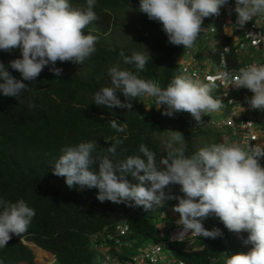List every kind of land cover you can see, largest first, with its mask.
I'll return each instance as SVG.
<instances>
[{"label": "clouds", "instance_id": "1", "mask_svg": "<svg viewBox=\"0 0 264 264\" xmlns=\"http://www.w3.org/2000/svg\"><path fill=\"white\" fill-rule=\"evenodd\" d=\"M228 3L229 0H139L138 10L162 25L169 43L191 49L202 30L204 36V19L219 16L221 8ZM95 4L96 0H86L83 7H74L70 0H0V50L11 52L18 48L21 52V58L9 62L10 67L21 74V79L12 76L0 62V93L5 97H21V93L29 89L24 81H34L45 66L55 65L57 61L83 64L89 59L96 51L98 37L85 34L84 29L99 19L94 11ZM234 11L236 25L243 28L253 17L264 16V0H235ZM119 55L125 64L134 65L137 73L144 71L152 59L148 51H133L130 56L121 51ZM51 71L59 76L62 69L53 67ZM107 75L111 86L101 87L94 93V103L98 106L130 110L132 100L148 96L154 98L157 109L163 106L162 115L171 117L174 113L186 112L198 124L202 123L203 115L210 116L223 107L221 98L211 94L216 87L214 83L186 74L175 76L165 88L128 69H121L119 64L111 66ZM218 78L237 89L251 91V98H246L249 107L264 112V64L241 67L235 75L220 71ZM118 92L123 94L126 102L119 99ZM28 107L31 109L35 105L29 103ZM109 123L117 132L127 131V125L117 120ZM170 132L168 151L160 160L163 167L157 165L155 153L145 144L139 146L142 156L130 155L122 161L115 160L117 145L124 142L119 139L106 148L107 154L97 153L94 141L65 146L52 165L53 174L64 177L69 188L98 189L96 199L100 202H130V206H142L146 211L151 209L153 215L163 207L165 200H178V204L169 205L161 219L152 217L163 239L161 242H132L128 218L92 235L95 264H104L106 256L121 264H133L139 249L150 244H165L161 264L166 262V257L172 264L181 261L174 257L170 246L188 254L203 251L204 247L188 248L198 239L185 244L168 243L166 236L173 226V211L179 214L176 224L182 226L178 239L183 240L189 232L191 236L221 237L219 228L208 230L204 227L203 221L215 216L234 233V237L235 233H248L243 240L246 247H242L235 237L244 252L227 256L224 264H264V166L260 163L264 158V145L251 144L245 148L236 143L215 144V139L214 144L188 156L183 133ZM96 164L98 171L93 167ZM127 174L137 183H130ZM174 185H179L181 192L175 197L166 195L165 189ZM180 194H184L183 197H179ZM35 215V210L23 199L13 203L0 198V248L6 247L13 235L21 237L25 234ZM124 221L129 225V232L118 236L119 243L106 239L108 232L116 235L115 227ZM28 246L34 250L36 258V251L48 255L43 264H60L54 254L33 244ZM0 264H3L2 260Z\"/></svg>", "mask_w": 264, "mask_h": 264}, {"label": "trees", "instance_id": "2", "mask_svg": "<svg viewBox=\"0 0 264 264\" xmlns=\"http://www.w3.org/2000/svg\"><path fill=\"white\" fill-rule=\"evenodd\" d=\"M70 3L74 7L86 6V0H70ZM138 9L139 0H96L94 11L99 19L84 29L85 34L98 37L96 51L89 59L83 64L57 61L55 65L45 66L34 81H24L29 89L21 97H5L0 93V198L13 203L23 199L36 213L25 234L13 235L6 247L0 248L3 264H36V254L28 244L54 254L60 264H95L91 236L124 218H128L131 226L132 242L163 240L152 221L151 209L130 206V202H100L96 199L98 189L69 188L64 177L54 175L52 165L65 146L94 141L96 152L107 154L106 148L117 139L123 140V144L117 145L114 158L122 161L130 155L142 156L139 146L145 144L155 153L157 165L163 167L160 160L168 151L171 129L183 133L188 156L214 144L215 135L189 128L186 112L172 117L162 115L164 108L157 109L154 98L150 104L143 102L150 99L148 96L134 99L130 110L94 103V93L111 86L107 71L115 64L140 78L158 82L162 88L176 76V58L184 46L169 43L162 25ZM211 17L204 19L203 28ZM119 31L122 37L116 40ZM202 37L203 30L197 40ZM121 51L127 56L133 51H148L152 59L144 71L137 73L134 65L123 62ZM17 58H21L18 48L11 52L0 50V62L12 76L21 79V74L9 64ZM53 67L62 69L59 76L51 71ZM117 95L126 102L122 93ZM29 103L35 107L30 109ZM113 119L126 124L127 131L120 133L112 129L109 121ZM261 126L264 129V114ZM260 161L264 166V158ZM93 167L99 170L98 164ZM126 179L137 183L130 174ZM177 189L179 185L165 190ZM172 203L176 205L178 200ZM204 227L219 228L223 235L216 239L201 237L197 244L204 250L191 254L170 246L177 260L185 264H224L227 256L244 252L234 233L219 219H208Z\"/></svg>", "mask_w": 264, "mask_h": 264}, {"label": "built area", "instance_id": "3", "mask_svg": "<svg viewBox=\"0 0 264 264\" xmlns=\"http://www.w3.org/2000/svg\"><path fill=\"white\" fill-rule=\"evenodd\" d=\"M229 7H235L234 2L221 8L219 16H212V25L204 31V36L196 41L191 49L183 48L176 58V76L186 74L194 79L212 82L216 87L212 91L215 98L223 100L220 111L202 116V123L198 124L193 117L186 113V121L195 132H208L216 136V143H236L247 148L249 145H264V129L261 126V117L264 112L251 109L246 98L253 93L246 88L229 85L228 81L218 78L220 71H227L235 75L241 67L256 63L264 64V16L253 17L243 28L236 25L237 14L232 13ZM208 30V31H207ZM216 40L208 59H201L202 49ZM215 55V56H214ZM153 102V98L150 97ZM163 107V106H162ZM175 114V113H174ZM173 114V116H174ZM172 117V116H171ZM173 226L169 229L166 239L168 243H191L201 238L191 236V232L183 239H178L182 226L176 224L179 214L172 212ZM208 219L217 220L215 216ZM115 234L107 233L106 239L119 243L118 236H125L129 232L126 221L115 227ZM248 233H235L237 242L242 246ZM117 236V238L115 237ZM165 244H150L139 249L138 255L133 258V264H161ZM109 256L104 264H121ZM179 264H184L180 261Z\"/></svg>", "mask_w": 264, "mask_h": 264}, {"label": "rangeland", "instance_id": "4", "mask_svg": "<svg viewBox=\"0 0 264 264\" xmlns=\"http://www.w3.org/2000/svg\"><path fill=\"white\" fill-rule=\"evenodd\" d=\"M232 11V13L234 12L235 13V11H234V8L235 7H229ZM127 22V21H126ZM212 25V22H209L208 23V25H206L205 26V28H204V31L206 30V29H208V27L209 26H211ZM208 31V30H207ZM206 32V31H205ZM122 37V32L121 31H119L117 34H115V39L116 40H118V39H120ZM215 43H216V40L214 39L213 40V42L211 43V44H209V45H207L204 49H202V53L200 54V56H201V59H208V56H209V54L211 53V51H212V48L215 46ZM145 103L144 104H150L152 101H151V99H149V100H147V99H145ZM223 101V100H222ZM187 115L189 116V117H192L189 113H187ZM170 131H174V130H170ZM169 131V133H171ZM181 191H180V189H178V190H165V193H166V195H168V196H172V197H175V196H177L178 195V193H180ZM175 199H167V200H165V202H164V205H163V207H161V208H159L157 211H156V213L155 214H153L152 215V217H156V219H161L162 218V216H164L166 213H167V211L169 210V205H171V203H172V201H174ZM173 204V203H172ZM196 247V248H195ZM189 249H197L198 248V244H197V242L196 243H194L193 245H191V246H189L188 247ZM36 253H37V255H38V258H36L35 259V263L36 264H43V263H45L46 262V257L48 256L47 254H44L43 252H41V251H36ZM173 264H177V263H173Z\"/></svg>", "mask_w": 264, "mask_h": 264}, {"label": "crops", "instance_id": "5", "mask_svg": "<svg viewBox=\"0 0 264 264\" xmlns=\"http://www.w3.org/2000/svg\"><path fill=\"white\" fill-rule=\"evenodd\" d=\"M165 263L164 264H172L170 261H169V259H167V257H166V259H165Z\"/></svg>", "mask_w": 264, "mask_h": 264}]
</instances>
